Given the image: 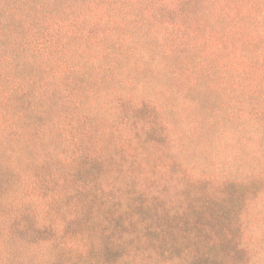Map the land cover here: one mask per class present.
I'll list each match as a JSON object with an SVG mask.
<instances>
[{"label": "trees", "instance_id": "obj_1", "mask_svg": "<svg viewBox=\"0 0 264 264\" xmlns=\"http://www.w3.org/2000/svg\"><path fill=\"white\" fill-rule=\"evenodd\" d=\"M261 44L264 0H0V264H264Z\"/></svg>", "mask_w": 264, "mask_h": 264}, {"label": "rangeland", "instance_id": "obj_2", "mask_svg": "<svg viewBox=\"0 0 264 264\" xmlns=\"http://www.w3.org/2000/svg\"><path fill=\"white\" fill-rule=\"evenodd\" d=\"M264 50V45L263 44H261V46L259 47V51H263ZM255 66L256 67H262L263 66V64H261L260 63V61H259V59L257 60V64H255ZM261 72H262V70H261ZM261 72H259L260 73V75L263 77V81L261 80V78H260V76H258V79H259V83L257 84V86L254 88V86H253V84H252V88H254L256 91H257V93H260L261 91H264V69H263V72H262V74H261ZM216 77H217V75H216ZM219 82H221L222 81V78H216ZM241 79H243L244 80V78L242 77V78H240V77H238L237 78V81H239V80H241ZM206 88H205V87ZM239 87H241V86H239L238 85V83L236 82V78H231V79H229V81L227 82V84H226V89H227V91L229 92V93H231L232 95H234L235 93H236V90L239 88ZM207 89V90H206ZM201 90H203V93H197V91L195 92V95H196V97L200 100V101H203V103H205L206 101H210V96H211V93L210 92H208V91H210L208 88H207V86H206V84L204 83V81L202 80V89ZM255 91V92H256ZM217 100H220V99H217ZM197 111L198 112H200V109H199V107H197ZM148 114V112H146V114L143 116L141 113H139L138 114V117H139V119H140V117H142L143 116V118L141 119V121H142V123H144V124H152L153 123V119L152 118H150V117H147L146 115ZM141 121L139 122L140 124H141ZM156 127H157V130L159 131V127H158V125H156ZM155 132L154 131H152V136H153V134H154ZM154 137V136H153ZM155 138V137H154ZM156 139L157 140H160V143H165V141L163 140L164 139V137L163 136H159V134H157V136H156ZM184 140V139H183ZM185 141V140H184ZM194 143V141L192 140V141H190V146L192 145ZM177 144H182V145H185L182 141H179V143H177ZM178 146V145H177ZM206 156V158L205 157H202L201 158V160L202 161H205L204 162V168L206 167V165H207V163H208V161L210 160V158H209V156H207V155H205ZM197 159H198V157H197ZM178 167H182V164L181 165H178ZM184 168H186V167H184V165H183V169ZM255 184H257V183H255ZM263 187H264V184H262V183H259V184H257L256 185V187H255V189L253 190L254 192L253 193H257L258 192V190H261V189H263ZM244 187H243V189L241 188V187H238V189H237V187H232V186H230L228 189H226V193H227V195L229 194V193H237V192H241L242 194L245 192L244 191ZM249 191V190H248ZM194 192H197V193H199V192H202V193H204V190L203 189H199L198 191H194ZM235 201H239V200H235Z\"/></svg>", "mask_w": 264, "mask_h": 264}]
</instances>
